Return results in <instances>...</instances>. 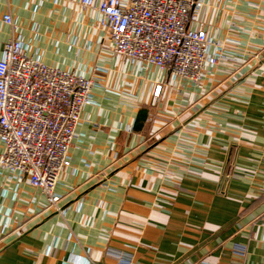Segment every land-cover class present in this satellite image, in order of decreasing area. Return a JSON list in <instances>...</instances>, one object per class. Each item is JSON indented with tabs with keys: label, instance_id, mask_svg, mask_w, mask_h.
Wrapping results in <instances>:
<instances>
[{
	"label": "crops",
	"instance_id": "obj_1",
	"mask_svg": "<svg viewBox=\"0 0 264 264\" xmlns=\"http://www.w3.org/2000/svg\"><path fill=\"white\" fill-rule=\"evenodd\" d=\"M5 15L28 54L97 86L62 211L0 169V264H264V0H204L197 25L225 58L198 83L115 55L81 0H0V59Z\"/></svg>",
	"mask_w": 264,
	"mask_h": 264
},
{
	"label": "built area",
	"instance_id": "obj_2",
	"mask_svg": "<svg viewBox=\"0 0 264 264\" xmlns=\"http://www.w3.org/2000/svg\"><path fill=\"white\" fill-rule=\"evenodd\" d=\"M81 5L96 12L115 55L155 67L166 81L198 83L225 58L223 41L197 25L204 0H81ZM3 22L12 37L0 59V169L26 179L60 212L56 185L70 166L75 129L97 84L82 72L45 64L38 50L28 54L17 22L10 15ZM161 90L154 86L151 104Z\"/></svg>",
	"mask_w": 264,
	"mask_h": 264
},
{
	"label": "trees",
	"instance_id": "obj_3",
	"mask_svg": "<svg viewBox=\"0 0 264 264\" xmlns=\"http://www.w3.org/2000/svg\"><path fill=\"white\" fill-rule=\"evenodd\" d=\"M145 113H146V111L144 110V111H141L140 112V116L142 115V116H144L145 115Z\"/></svg>",
	"mask_w": 264,
	"mask_h": 264
}]
</instances>
